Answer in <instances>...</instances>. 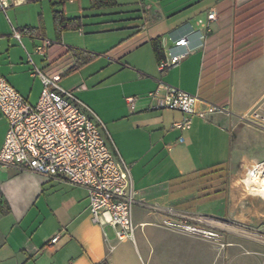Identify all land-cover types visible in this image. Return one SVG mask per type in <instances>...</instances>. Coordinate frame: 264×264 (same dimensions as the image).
I'll use <instances>...</instances> for the list:
<instances>
[{
	"label": "crops",
	"instance_id": "obj_1",
	"mask_svg": "<svg viewBox=\"0 0 264 264\" xmlns=\"http://www.w3.org/2000/svg\"><path fill=\"white\" fill-rule=\"evenodd\" d=\"M7 1L8 7L0 8V76L34 105L42 89L35 68L48 77L58 75V84L102 122L109 147L129 166L136 191L132 211L136 228L134 241L118 240L111 225L92 221L86 188L0 166V264H164L166 249L168 255L174 254L182 240L205 242L211 254V241L166 225V215L150 206L217 220L227 217L240 225L262 223L264 211L252 200L243 207L246 195L240 172L264 158V131L240 125L238 117L264 94V0L257 25L245 14L236 16L250 0H184L156 6L157 18L149 28L145 27L149 5L142 13L98 11L91 16L108 17L105 23H126L95 32H128L108 55L97 59L96 68H90L93 53L65 43L67 30L82 33L83 16H74L81 19L79 28L57 33L51 7L52 37L42 26L13 22L8 16L11 7L34 0ZM116 3L89 6L110 9L117 8ZM211 9L215 21L207 20ZM187 22L203 30V46L160 72L158 61L172 44L166 33ZM25 26L33 32L22 31ZM42 37L56 42L47 45ZM190 44H198L196 35H191ZM156 78L197 95L196 113L151 108L148 92L157 88ZM127 97H134L133 109ZM210 104L230 113L209 111ZM184 116L191 118L190 128H173L172 123ZM6 130L0 111V147ZM214 168L222 169L224 181L208 174Z\"/></svg>",
	"mask_w": 264,
	"mask_h": 264
},
{
	"label": "built area",
	"instance_id": "obj_2",
	"mask_svg": "<svg viewBox=\"0 0 264 264\" xmlns=\"http://www.w3.org/2000/svg\"><path fill=\"white\" fill-rule=\"evenodd\" d=\"M8 7L7 0H0V8ZM217 19L211 9L208 21ZM196 35L198 44L191 45V35ZM13 35L20 37L15 29ZM172 44L165 57L158 61V70L175 66L192 51L203 46L204 32L194 29L187 22L168 32ZM45 44L52 41L42 37ZM41 49V47H38ZM42 81V89L34 105L0 76V111L7 120V130L0 147V166L15 167L31 171L46 178L64 180L72 185L82 186L88 192V209L94 223L109 224L118 240L135 239L136 225L132 211L136 203L129 166L113 151L103 136L102 122L90 116L84 105L72 91L58 84L59 76L48 77L38 68L34 70ZM157 88L148 92L150 107L154 109H175L186 115L195 114L197 95L156 78ZM163 94L160 95L159 91ZM133 109L134 97L126 98ZM209 111L230 113L221 106L210 104ZM200 117L205 112L197 113ZM239 120L250 122L264 131V94ZM191 118L184 116L172 123L175 129H188ZM255 178H264V159L252 163L241 178L242 185ZM166 215L165 224L181 232L212 239L216 237L213 228L216 219L181 213L173 209L150 206ZM177 219V220H176ZM176 220V224L173 221ZM56 237L52 239L55 241Z\"/></svg>",
	"mask_w": 264,
	"mask_h": 264
},
{
	"label": "rangeland",
	"instance_id": "obj_3",
	"mask_svg": "<svg viewBox=\"0 0 264 264\" xmlns=\"http://www.w3.org/2000/svg\"><path fill=\"white\" fill-rule=\"evenodd\" d=\"M58 1L59 0L28 1L20 7H11V9L8 10V16L13 22L19 20L29 24H37L36 26H42L51 33L52 37H54V34L51 21V7L64 10L65 14L70 17L83 16L85 25L83 26L82 33H79L77 30H67L65 32V43L68 46L93 53L94 58L92 61H94V63L90 68H96L99 65L97 59L106 56V54L108 55L109 50L127 34L128 30L118 29L107 32H95L103 26H122L126 21L105 23L104 20L108 17H92L91 15L108 11H131L134 13L132 10L138 9L141 11L143 6L146 7L149 5L150 8L146 11L145 17L149 19L145 27L149 28L152 22L157 18L155 10H157L158 7L156 6L164 7V5L168 3L176 5V3L178 4L184 0H117L119 3L117 8H104L100 10L91 9L89 6L90 0H74L73 3L69 2V0H65L64 3ZM144 20L143 18L142 22H144ZM87 32L93 33L86 34ZM166 36H168V32ZM50 40L56 41L55 39ZM127 44L128 43L124 44L123 47H126ZM238 123L242 126L258 129L253 124H249L250 122L239 120ZM245 169L246 167L244 169L241 168L240 180L244 175ZM240 184L243 188L244 186L241 181ZM243 192L246 195L243 207L251 205L250 202L247 201L252 200L255 203L254 206L258 207L260 211H264V199L261 198L262 195L257 193L252 195L246 188H243ZM217 221L218 222H214L217 226L213 228L216 237L212 239L203 237L212 243L213 251H211V254L209 251V244L205 242L182 240L179 245H175L174 254L170 253V255H168L169 249H166L167 253L164 264H209L210 256L211 260H213L212 264H264V218L262 223L258 226L252 224L240 225L227 217Z\"/></svg>",
	"mask_w": 264,
	"mask_h": 264
},
{
	"label": "trees",
	"instance_id": "obj_4",
	"mask_svg": "<svg viewBox=\"0 0 264 264\" xmlns=\"http://www.w3.org/2000/svg\"><path fill=\"white\" fill-rule=\"evenodd\" d=\"M37 1V0H34ZM62 1V0H61ZM91 6L101 7V6H115L116 0H90ZM262 12H263V0H250L242 5L236 14V16H241L245 14L246 18L253 19L254 24H260L262 20ZM52 19L54 28L57 33H61L66 29H77L82 23L79 17H67L63 10L52 9ZM241 20V19H240ZM22 31L24 32H33V28L30 26L23 27ZM153 48L158 56V48L155 42H153ZM159 59V57H158ZM208 174L213 175L214 177H218L224 181L222 169H212L208 172Z\"/></svg>",
	"mask_w": 264,
	"mask_h": 264
},
{
	"label": "bare ground",
	"instance_id": "obj_5",
	"mask_svg": "<svg viewBox=\"0 0 264 264\" xmlns=\"http://www.w3.org/2000/svg\"><path fill=\"white\" fill-rule=\"evenodd\" d=\"M246 185H247V191L250 194L254 195V193H257V194L262 195V197L264 198V178H255L253 181H251L250 183H247Z\"/></svg>",
	"mask_w": 264,
	"mask_h": 264
}]
</instances>
